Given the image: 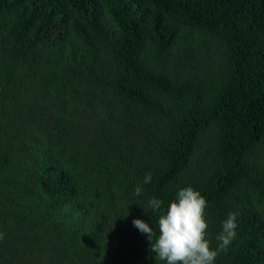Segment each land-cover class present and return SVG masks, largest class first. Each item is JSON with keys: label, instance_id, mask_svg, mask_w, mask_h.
Segmentation results:
<instances>
[{"label": "trees", "instance_id": "trees-1", "mask_svg": "<svg viewBox=\"0 0 264 264\" xmlns=\"http://www.w3.org/2000/svg\"><path fill=\"white\" fill-rule=\"evenodd\" d=\"M186 187L264 264V0H0V264H166Z\"/></svg>", "mask_w": 264, "mask_h": 264}, {"label": "clouds", "instance_id": "clouds-1", "mask_svg": "<svg viewBox=\"0 0 264 264\" xmlns=\"http://www.w3.org/2000/svg\"><path fill=\"white\" fill-rule=\"evenodd\" d=\"M150 182L151 175L146 174L143 183ZM134 191L139 196L143 189L138 185ZM149 205L153 211H157L161 209L162 201L153 197L149 200ZM206 207L204 197L193 188L186 187L178 191L176 198L159 216V235L155 243H152L153 229L150 224L140 219L133 220V224L147 236L151 251L166 264H213L218 253L226 251L236 237L238 213L230 212L222 222V230L217 236L220 243L212 250L206 239ZM2 238L3 234H0V239Z\"/></svg>", "mask_w": 264, "mask_h": 264}]
</instances>
